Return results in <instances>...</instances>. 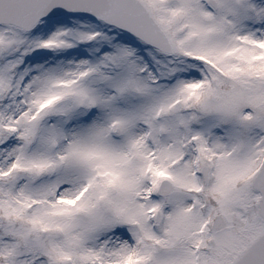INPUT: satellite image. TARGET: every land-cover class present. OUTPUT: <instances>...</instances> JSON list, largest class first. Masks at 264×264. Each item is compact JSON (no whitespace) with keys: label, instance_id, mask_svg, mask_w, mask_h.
<instances>
[{"label":"snow or ice","instance_id":"obj_1","mask_svg":"<svg viewBox=\"0 0 264 264\" xmlns=\"http://www.w3.org/2000/svg\"><path fill=\"white\" fill-rule=\"evenodd\" d=\"M0 264H264V0H0Z\"/></svg>","mask_w":264,"mask_h":264}]
</instances>
